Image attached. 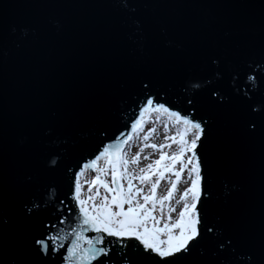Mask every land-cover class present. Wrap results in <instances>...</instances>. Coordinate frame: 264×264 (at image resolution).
<instances>
[{"label": "water", "instance_id": "95a60500", "mask_svg": "<svg viewBox=\"0 0 264 264\" xmlns=\"http://www.w3.org/2000/svg\"><path fill=\"white\" fill-rule=\"evenodd\" d=\"M148 98L203 125L200 235L98 264H264V0H0V264H65L37 241L74 225V174Z\"/></svg>", "mask_w": 264, "mask_h": 264}, {"label": "snow or ice", "instance_id": "6c2138e0", "mask_svg": "<svg viewBox=\"0 0 264 264\" xmlns=\"http://www.w3.org/2000/svg\"><path fill=\"white\" fill-rule=\"evenodd\" d=\"M127 7V4L125 5ZM247 80L255 87V77L248 76ZM201 85L195 84L194 88H199ZM247 94V93H245ZM191 103V101H189ZM149 110L156 112L161 111L167 113L170 118H174L176 122H182L185 125L183 135L177 141L175 137L171 139L173 142L179 143V154L168 155L162 152L158 159L153 163L147 164L145 167L139 168V175L137 170L130 168V165H138L143 160L150 159L152 153L143 155L144 149L151 148L159 150L165 148V144H149L150 137L156 132L155 127L145 128L143 117ZM258 110L254 108V111ZM139 117L133 123L127 132L120 133L118 143L106 144L102 150L82 165L80 170L74 174L73 186V201L76 206L75 223L68 231L57 228L56 224L51 225L52 228L57 229L55 234L49 235L43 240L37 241L40 249L48 254L51 251L53 254L64 248L63 241L68 242L66 249L67 255L64 256L65 264H98L103 258L108 257L112 251L113 244H119L127 247L126 241L135 240L138 245L146 253H152L161 259H167L179 253H186L189 251L190 244L196 240L200 235L199 225L200 212L199 202L203 195V175L200 168L199 157L196 154V149L199 147V141L203 137V125L201 122L191 119L189 116H183L180 112L173 111L162 103H155L152 98L145 101V107L141 109ZM168 131L167 126L164 128L163 139L169 140L170 137L166 134ZM191 132L194 138L187 139L188 133ZM135 133V136L133 135ZM142 143H137L141 140ZM191 145L189 148L188 145ZM137 147V151L129 157L128 153L133 148ZM171 147V145H168ZM187 152H191L187 161L184 156ZM101 158L105 159L106 164L110 165L109 168H101L98 166V161ZM195 165L189 170L187 178L182 176V173L189 164ZM165 160L170 163L165 164ZM54 165L55 158L51 161ZM177 163L181 164V168L177 169ZM86 169L94 170L95 176L92 181H85L90 183L88 192L90 193L86 199L80 197L81 181L80 176ZM151 170V171H149ZM196 173V178H192L191 173ZM171 173L175 176L177 182L184 180L189 185L176 201L179 211V218L175 222L164 223L159 226L160 221L154 215V212L159 204L161 214L163 213L164 201L172 197L173 192L170 190L167 196L157 199L156 189L161 180H164L165 174ZM159 179L151 183L149 193H144V189L137 187L133 183L139 180L140 184L150 182L152 177L157 175ZM105 179V177H109ZM168 182L171 183L172 189L177 188V183L173 182L171 177H168ZM126 182V183H125ZM95 192L93 194V187ZM101 188L104 193L101 192ZM191 192L194 200L191 204L185 202V197ZM108 194H111L110 197ZM97 197L101 198V202L97 203ZM127 205V207H125ZM150 205V206H149ZM170 212L176 211V208H170ZM168 221L172 220L169 216ZM152 222L149 226V222ZM65 222L61 218L60 224ZM179 229L176 234L175 230ZM91 230L95 235L85 236L84 233ZM166 235L167 239H162L161 236ZM108 238H111L109 240ZM83 240L86 243L81 244ZM57 242H60L59 244ZM103 264H108L107 260H103Z\"/></svg>", "mask_w": 264, "mask_h": 264}, {"label": "rangeland", "instance_id": "374dc122", "mask_svg": "<svg viewBox=\"0 0 264 264\" xmlns=\"http://www.w3.org/2000/svg\"><path fill=\"white\" fill-rule=\"evenodd\" d=\"M143 122L145 123V128L147 129V127H155L156 128V132L150 137L149 141H147V143L152 144V143H156V144H165V148L163 149H159V150H153L151 148H146L144 149V152L142 153L143 155H147L148 153H152L150 159L148 160H143L141 159L140 163L138 165H130V168H134L137 170V174L139 175V168L141 167H145L147 164L149 163H153V167L155 168L154 165V161L156 159L159 158L160 154L162 152H166L168 153L169 156H171L172 154L176 153L179 154L180 152V145L179 143L173 142V140L171 139L172 137H175L176 140L178 141L180 136L183 135L184 132V126L181 125L180 123L176 122L175 120L171 119L170 117L161 114L159 111L153 112V113H149L147 114L144 118H143ZM165 126H167V135L170 137L169 140L165 141L162 137L165 134L164 133V128ZM144 133H141V140L137 141V143H142V136ZM135 136V133L133 134ZM194 138L192 136V133L189 132L187 139H192ZM168 145H171V147H168ZM188 147L190 148L191 145L189 144ZM137 151V147H133L128 155L129 157H131L135 152ZM191 155V152H187L184 156V160L187 161L188 156ZM194 162V160H193ZM165 164L170 163V161L165 160L164 162ZM194 166L193 164H189L187 168L184 169L182 176L184 178H187L188 172L189 170ZM101 168H109L110 169V165L106 164L105 159L103 158V160L100 162V166ZM177 169L181 168V164L177 163L176 165ZM151 171V170H149ZM192 178H196V173L193 172L191 173ZM95 173L94 170H90L87 169L84 171V173L80 176V181H81V192H80V197L82 199H86L88 197V195L90 194L88 192V188L91 186L90 183H85V181H92L94 179ZM165 179L161 180L159 185L157 186L156 189V195H157V199H161L164 196H167L168 191H172L173 195L171 198H169L168 200L164 201V207H163V213L161 214V210H160V206L159 204L157 205V208L154 212V215L157 217V220L160 221L159 226H163L164 223L168 222H175L176 219L179 218V211L181 210V207H178L176 204V201L178 199H180V197L182 196L184 190L186 188L189 187V185L187 183L184 182V180H181L179 182H177L175 180V176L171 173H166L165 174ZM168 177H171L173 182L177 183V188L176 189H172L171 187V183L168 182ZM105 179H109L110 180V176L109 177H105ZM157 179H159L158 174L152 177V180L150 182H146L145 184H140L139 180H135L133 181L134 184L137 185V187H141L144 189V193H141V199L143 194L145 193H149L150 187H151V183L155 182ZM126 183V182H125ZM93 187V194L95 192V186ZM101 192L104 193V190L101 188ZM109 197L111 194H108ZM194 200V197L192 196L191 192H189L188 196L185 197V202H187L188 204H191ZM101 202V198L97 197V203ZM150 206V205H149ZM127 207V205L125 206ZM170 208H176V211L174 212H170L169 209ZM171 216L172 220L168 221V217ZM152 222H149V226H151ZM176 234L179 233V229L175 230ZM162 239H167L166 235H162L161 236Z\"/></svg>", "mask_w": 264, "mask_h": 264}, {"label": "bare ground", "instance_id": "6f19581e", "mask_svg": "<svg viewBox=\"0 0 264 264\" xmlns=\"http://www.w3.org/2000/svg\"><path fill=\"white\" fill-rule=\"evenodd\" d=\"M161 114H164V115H166V116H168L169 117V115L167 114V113H163V112H161V111H159ZM149 113H153V111H151V110H149L148 112H146L145 114H144V117L147 115V114H149ZM143 117V118H144ZM171 119H173V120H175L174 118H171ZM181 125H183L184 127H185V125L182 123V122H179ZM103 160V158H101V160L100 161H98V166H100V162ZM194 165H195V159H194ZM87 170V169H86Z\"/></svg>", "mask_w": 264, "mask_h": 264}]
</instances>
